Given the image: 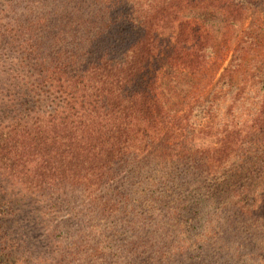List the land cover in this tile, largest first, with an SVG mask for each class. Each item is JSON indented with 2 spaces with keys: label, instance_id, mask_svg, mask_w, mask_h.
I'll list each match as a JSON object with an SVG mask.
<instances>
[{
  "label": "trees",
  "instance_id": "obj_1",
  "mask_svg": "<svg viewBox=\"0 0 264 264\" xmlns=\"http://www.w3.org/2000/svg\"><path fill=\"white\" fill-rule=\"evenodd\" d=\"M258 8L3 0L0 55L16 58L0 56V264H29L17 196L74 224L51 221L70 241L35 264H264V20L205 93L174 111L165 98L215 74L214 27Z\"/></svg>",
  "mask_w": 264,
  "mask_h": 264
},
{
  "label": "rangeland",
  "instance_id": "obj_2",
  "mask_svg": "<svg viewBox=\"0 0 264 264\" xmlns=\"http://www.w3.org/2000/svg\"><path fill=\"white\" fill-rule=\"evenodd\" d=\"M1 6H3V0H0V7ZM262 20H264V8H258L255 10H249L245 14L242 22L238 25H233L228 28L226 26L221 27V25L215 26L214 60L217 62L218 70L212 76H210L211 71H209L204 76L201 73H198L192 76L184 75L179 77L181 83L176 88V93H165L167 109L174 111L177 103H182V98H185L187 95L194 94L195 96L197 94L205 93L212 82L218 77L223 67H225L230 60L233 50L237 46L241 31L246 26L261 23ZM261 37L262 36H260V39L258 40V50L261 54H264V39L262 40ZM3 55L1 54L0 56L3 57L5 61H7V57L14 56L13 58H16L15 55L11 54ZM249 56L250 55H247V58ZM205 140L208 141V139ZM16 198H18L15 208L17 211L16 220L24 234L26 247V251L24 252L25 256H23V258H26L29 264H35L41 260L52 261L57 258V252L55 251L61 247V244H66L68 242L67 240L70 241V238L56 237V239H52V233L50 232L52 231L51 221L64 219L63 225L70 224L67 227L72 228L74 227V224H71L69 216L63 209H57L54 207L46 209L42 207V202L38 197H33L32 199L25 196H17ZM46 210L48 211L47 215L43 212H46ZM113 234L115 244V233ZM91 254L93 256L89 258L88 264H99L98 252L93 251Z\"/></svg>",
  "mask_w": 264,
  "mask_h": 264
}]
</instances>
